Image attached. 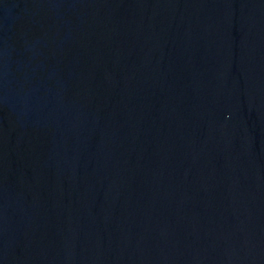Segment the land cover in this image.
Returning <instances> with one entry per match:
<instances>
[{
    "label": "water",
    "instance_id": "95a60500",
    "mask_svg": "<svg viewBox=\"0 0 264 264\" xmlns=\"http://www.w3.org/2000/svg\"><path fill=\"white\" fill-rule=\"evenodd\" d=\"M0 264H264V0H0Z\"/></svg>",
    "mask_w": 264,
    "mask_h": 264
}]
</instances>
